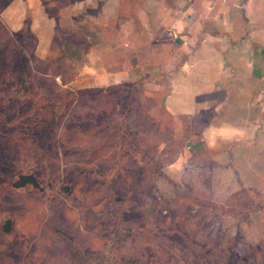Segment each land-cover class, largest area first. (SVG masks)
I'll list each match as a JSON object with an SVG mask.
<instances>
[{
	"label": "rangeland",
	"instance_id": "obj_1",
	"mask_svg": "<svg viewBox=\"0 0 264 264\" xmlns=\"http://www.w3.org/2000/svg\"><path fill=\"white\" fill-rule=\"evenodd\" d=\"M8 1L0 0V264H264V189L229 199L189 171L179 185L171 163L183 139L163 136L162 107L150 119L136 90L69 84L101 26L62 19L42 58L29 28L4 23ZM69 1L84 3L58 0ZM118 2L90 0L80 11L102 15L108 34ZM69 39L81 41L79 57ZM20 175L37 183L18 186Z\"/></svg>",
	"mask_w": 264,
	"mask_h": 264
},
{
	"label": "crops",
	"instance_id": "obj_2",
	"mask_svg": "<svg viewBox=\"0 0 264 264\" xmlns=\"http://www.w3.org/2000/svg\"><path fill=\"white\" fill-rule=\"evenodd\" d=\"M83 1L9 0L3 21L15 33L29 28L42 58L62 19L100 25L83 51L69 39L83 55L69 84L136 90L138 106L154 111L150 119L162 107L163 136L183 139L171 163L179 185L189 171L196 185L229 199L264 189V0H119L108 34L97 21L102 15L80 11L90 0Z\"/></svg>",
	"mask_w": 264,
	"mask_h": 264
},
{
	"label": "trees",
	"instance_id": "obj_3",
	"mask_svg": "<svg viewBox=\"0 0 264 264\" xmlns=\"http://www.w3.org/2000/svg\"><path fill=\"white\" fill-rule=\"evenodd\" d=\"M18 179L16 183L18 186H25L28 184L34 185L37 183L36 178L32 175H20Z\"/></svg>",
	"mask_w": 264,
	"mask_h": 264
}]
</instances>
